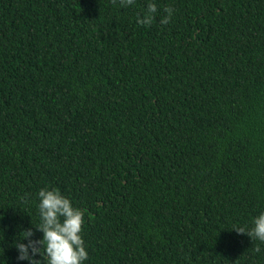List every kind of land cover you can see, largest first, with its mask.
Returning <instances> with one entry per match:
<instances>
[{"label": "trees", "instance_id": "obj_1", "mask_svg": "<svg viewBox=\"0 0 264 264\" xmlns=\"http://www.w3.org/2000/svg\"><path fill=\"white\" fill-rule=\"evenodd\" d=\"M147 2L0 0V264L44 187L84 264H264V0Z\"/></svg>", "mask_w": 264, "mask_h": 264}, {"label": "clouds", "instance_id": "obj_2", "mask_svg": "<svg viewBox=\"0 0 264 264\" xmlns=\"http://www.w3.org/2000/svg\"><path fill=\"white\" fill-rule=\"evenodd\" d=\"M134 0H120L122 7H129ZM157 4L148 0L144 15L137 16L138 24L149 25L157 13ZM160 18L161 24L169 23L173 15L171 7H165ZM38 197L37 214L39 223L34 226L42 233L39 239L34 238L31 229L22 231L13 242L18 261L28 264H84L88 259V252L83 240V211L76 207L69 197L55 187L41 188ZM238 234L243 233L252 240L264 243V211L252 217L251 226L235 227ZM257 252L260 248L256 249Z\"/></svg>", "mask_w": 264, "mask_h": 264}]
</instances>
